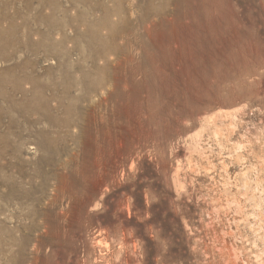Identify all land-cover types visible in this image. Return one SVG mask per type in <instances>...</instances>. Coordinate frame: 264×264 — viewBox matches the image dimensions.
I'll list each match as a JSON object with an SVG mask.
<instances>
[{
    "label": "rangeland",
    "instance_id": "374dc122",
    "mask_svg": "<svg viewBox=\"0 0 264 264\" xmlns=\"http://www.w3.org/2000/svg\"><path fill=\"white\" fill-rule=\"evenodd\" d=\"M1 30L0 264H264V0H0Z\"/></svg>",
    "mask_w": 264,
    "mask_h": 264
},
{
    "label": "bare ground",
    "instance_id": "6f19581e",
    "mask_svg": "<svg viewBox=\"0 0 264 264\" xmlns=\"http://www.w3.org/2000/svg\"><path fill=\"white\" fill-rule=\"evenodd\" d=\"M0 33L2 34V30H1ZM10 33H11V32H10ZM1 34H0V35H1ZM10 42H12V40L9 41V45L11 44ZM0 43H1V41H0ZM5 43H6V42H5ZM1 44H3V43H1ZM4 45H5V44H4ZM2 47H3V46L0 45V50H1ZM6 48H7V46H6ZM4 51H5V49H4ZM0 53H1V52H0ZM2 53H3V51H2ZM5 53H6V52H4V54H5ZM0 57H1V54H0ZM2 57H3V56H2ZM3 58H4V57H3ZM5 58H6V57H5ZM5 60H7V59H5ZM6 67H8V66H6ZM6 67H5V68H6ZM9 68H10V67H9ZM2 69H3V68H2ZM6 69H7V68H6ZM6 69H5V70L3 69L4 71L2 70V72H3L4 74H5ZM7 70H8V69H7ZM0 73H1V72H0ZM6 73H7V72H6ZM0 76H1V75H0ZM2 76H4V75H2ZM5 77H6V76H5ZM2 84H3V83H2ZM6 85H7V84H6ZM0 92H1V91H0Z\"/></svg>",
    "mask_w": 264,
    "mask_h": 264
}]
</instances>
